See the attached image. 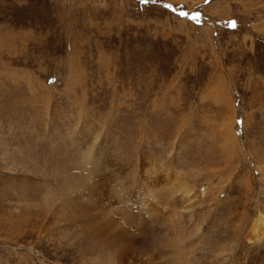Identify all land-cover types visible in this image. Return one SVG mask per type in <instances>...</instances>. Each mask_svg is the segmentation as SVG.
<instances>
[{
    "label": "rangeland",
    "instance_id": "374dc122",
    "mask_svg": "<svg viewBox=\"0 0 264 264\" xmlns=\"http://www.w3.org/2000/svg\"><path fill=\"white\" fill-rule=\"evenodd\" d=\"M98 134L122 163L181 153L191 193L141 247L171 228L184 264H261L242 246L264 233V0H0V145L26 164L0 163V264L95 256L96 236L25 203Z\"/></svg>",
    "mask_w": 264,
    "mask_h": 264
},
{
    "label": "bare ground",
    "instance_id": "6f19581e",
    "mask_svg": "<svg viewBox=\"0 0 264 264\" xmlns=\"http://www.w3.org/2000/svg\"><path fill=\"white\" fill-rule=\"evenodd\" d=\"M82 119L84 122L85 118L80 117L78 126ZM102 135H96L85 151L79 150L70 171L67 168L52 171L55 187L46 183L38 186V183V199L26 202V207L43 210L55 217L54 229L60 228V221H66L96 236L99 247L94 257L86 259L88 264H119L121 260L127 264L124 260L130 257L135 264H184L186 250L182 248L185 242L182 232H171L169 228L164 234V247H151L150 250L139 243L144 238L141 225L147 220L152 222L154 216L158 219V215H166L167 203L177 195L186 198L191 193L176 170L181 153L175 152V158L169 161L156 156L138 164L122 163L119 159H111L110 153L101 148ZM57 141L52 138V145L55 146ZM17 151L20 152L18 148ZM16 154L12 146L0 145V163L25 169V160ZM166 218L163 222L169 227L172 221ZM242 249L246 255L263 256L264 233L254 232ZM261 264H264L263 259Z\"/></svg>",
    "mask_w": 264,
    "mask_h": 264
},
{
    "label": "snow or ice",
    "instance_id": "6c2138e0",
    "mask_svg": "<svg viewBox=\"0 0 264 264\" xmlns=\"http://www.w3.org/2000/svg\"><path fill=\"white\" fill-rule=\"evenodd\" d=\"M149 2H151L152 4H156L159 2V0H140V3L142 4H148ZM165 8H171V5L169 4H164L163 5ZM174 10V9H173ZM181 15H187L186 13H181ZM233 27H235V23L233 22Z\"/></svg>",
    "mask_w": 264,
    "mask_h": 264
}]
</instances>
